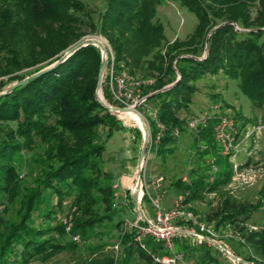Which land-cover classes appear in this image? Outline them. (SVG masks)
<instances>
[{"label": "trees", "instance_id": "obj_1", "mask_svg": "<svg viewBox=\"0 0 264 264\" xmlns=\"http://www.w3.org/2000/svg\"><path fill=\"white\" fill-rule=\"evenodd\" d=\"M179 1L196 22L185 38L168 40L156 18L163 0H101L100 7L90 12L84 0H0V77H5L0 80V92L49 68L0 95V124L6 126L0 128V215L14 209L11 216L0 218V264H28L75 247L72 238L61 239L69 232L64 217L59 221L70 196L74 207L70 233L81 241L99 233L97 227L112 223L117 214L113 175L100 164L104 144L97 129L104 127L109 137L123 126L95 92L102 53L98 46L86 44L60 60L88 31L107 41L116 68L123 66L135 76L152 80L144 96L179 75L173 86L145 99L154 101L157 119L165 126L152 148L155 154L170 151L167 144L176 139L173 129L184 123L178 112L192 102L197 82L207 75L223 73L238 80L253 107L264 105V0ZM109 65L108 59L105 70ZM101 87L105 100L118 106L104 77ZM150 126L153 135L154 123ZM212 126L208 121L198 128L199 143L204 146L200 156H209L217 171L211 181L198 176L189 182L181 178L172 182L186 193L184 202L199 197L205 188L226 186L234 172L228 155L219 152ZM26 163L27 181L20 177ZM52 195L56 196L53 204ZM141 200L149 201L145 196ZM260 205L259 200H240L224 192L203 217L214 223L215 231L228 226L238 234L249 249L243 259L254 264H264V224L253 229L247 221ZM175 224L193 229L183 219ZM122 237V264H171L155 260L165 253L160 243L149 237L160 245L152 248L145 238L142 247L135 240L134 226ZM203 245L207 243L194 246ZM104 264H114V259L107 258Z\"/></svg>", "mask_w": 264, "mask_h": 264}, {"label": "rangeland", "instance_id": "obj_2", "mask_svg": "<svg viewBox=\"0 0 264 264\" xmlns=\"http://www.w3.org/2000/svg\"><path fill=\"white\" fill-rule=\"evenodd\" d=\"M84 1L87 3L89 12L90 8H99L101 5V0ZM251 10L254 11L255 8L252 6ZM156 18L162 23L168 40L185 38L192 31L196 22L195 16L182 6L179 0H163V3L157 7ZM88 38H95L103 42L108 52L107 61L108 59L110 60L109 53L111 51L107 41L103 37L89 31L80 40ZM106 56L104 55V57ZM103 77L106 78V70H104ZM1 78L5 77H0V80ZM139 78L146 81L149 77H140L139 75ZM150 84L144 82L141 85L142 94L149 89ZM197 84L198 91L193 96L195 99L194 104L191 102L186 108L180 109L178 112V116L184 123L180 128L177 127L179 132L175 141L167 144L170 151L155 154L152 149L149 153H146L141 167V189L137 188V193L141 195V199L143 196L147 197L146 192L152 193V185L150 183L157 176L163 175L164 180L161 188L166 191V195L173 194L174 197L184 199L186 193L174 186L172 182L179 178L183 182H189L198 176H204L207 179L212 175L214 176L209 166L211 158L209 156H200L202 153L200 150L204 146L199 143L202 140L198 133L199 129H191L189 122L192 118L203 116L205 113L208 114L206 124L208 121H211V123L216 122L221 115H228L236 121L237 126L236 140L234 148L228 154V162L233 169H239L238 166L244 164L250 158L249 163L240 169L251 168L256 170L258 174L254 183L243 185L241 188L236 189L233 192V196L250 202L260 201V207L252 212L250 219L247 221V225L251 228L260 227L264 224V191H261L264 185V105L261 108L253 107L249 99L240 91L238 80L230 79L223 73L207 75L198 81ZM101 88L99 97L108 103L102 94ZM147 104L153 106L154 101L150 100ZM138 110L145 116L142 106H139ZM114 113L123 127L114 129L109 137H107V130L104 127L97 129L100 135L99 139L104 144L101 154V168L113 175L112 187L115 184L117 185L114 188V208L117 210V214L114 215V221L112 223L107 222L102 227H97L99 233H95L94 236L87 240L81 241L79 239V241H76L75 247L56 252L44 259H33L28 264H104L105 260L110 257L114 259V264H122L124 255L122 234L130 230L139 217L135 210L132 194L136 188V172L143 145V134L138 127L139 123L137 120H140L138 117L134 119L122 113ZM0 126V128H6L5 124H0ZM23 153L26 157L27 149ZM29 172V166L26 163L20 177L27 181ZM127 185L129 186L127 187ZM224 192H228L224 185H220L210 191L205 188L199 197L185 202L203 219L205 213L218 204ZM72 198L70 196L65 200L59 221L72 212L74 208L72 206ZM141 199L143 212L146 211L148 215L153 217L152 205H150L149 201H142ZM55 201L56 196L52 195L51 204L55 203ZM13 211L14 209H10L8 212L1 214L0 218L11 216ZM115 222L118 223L115 224ZM211 223L214 224L213 222ZM0 230H2L1 226ZM216 233L218 234L217 240L233 254L237 252L239 255H235L241 258L248 255V247L243 244L239 235L230 230L228 226L218 228ZM73 235L75 234L65 233L61 239L71 240ZM146 238L148 246L157 248L160 245L149 237ZM174 238L172 241L174 248L182 249L185 257L192 261L206 264L228 263L227 257L217 245L196 247L189 236L176 235Z\"/></svg>", "mask_w": 264, "mask_h": 264}, {"label": "built area", "instance_id": "obj_3", "mask_svg": "<svg viewBox=\"0 0 264 264\" xmlns=\"http://www.w3.org/2000/svg\"><path fill=\"white\" fill-rule=\"evenodd\" d=\"M110 65L106 69V81L108 85V91L112 99L118 104V106L125 108L127 111H135L140 114L145 125L149 131V145L147 153L156 147L161 137L164 135L165 126L157 119V108L155 106H149L145 102V96L141 92V85L146 83H152V80L148 79L144 81L131 74L125 67L121 66L116 68L114 66V59L110 52ZM142 106L145 116L141 114L138 107ZM208 114L203 116L194 117L190 120L189 126L191 129H198L200 126H205L207 122ZM151 122L154 123V132L151 134ZM214 140L217 143L219 152L222 155H228L234 148L237 126L236 121L228 115H221L212 126ZM178 128L173 129V134L177 135ZM210 161L211 172L217 171V166L212 159ZM258 177L257 171L251 168L234 169L230 181L226 184L225 188L229 193L241 188L243 185H250L255 182ZM160 178L154 179L150 184L153 187V193L146 192L147 197L153 207V217L147 218L148 222H140V217L134 222L135 227V240L145 247L143 240L146 237L152 238L154 241L162 245V255L155 256V260L163 263H181V264H206L196 263L190 259L185 258L183 251L176 250L173 246V238L180 233H186L193 239L194 245L202 244L206 242L207 245H215L214 240H217L218 234L213 229L212 224L205 222L199 217L181 197H175L172 200V204L168 209H164L161 205V200L164 194V190L161 188ZM209 181L213 179V175L210 176ZM117 185H113L115 188ZM141 194V193H140ZM144 194V192H142ZM72 214H68L63 218V224L65 230L70 232L72 227ZM177 219H183L189 222L193 229L186 230L175 224ZM255 229V227H252ZM208 238H211L208 239ZM74 241H79V236L73 235ZM225 247V246H224ZM220 248V247H219ZM226 251L220 250L227 257V264H241L239 261L233 259L230 254H233L229 249L225 247ZM235 255V254H233ZM237 256V255H236Z\"/></svg>", "mask_w": 264, "mask_h": 264}, {"label": "water", "instance_id": "obj_4", "mask_svg": "<svg viewBox=\"0 0 264 264\" xmlns=\"http://www.w3.org/2000/svg\"><path fill=\"white\" fill-rule=\"evenodd\" d=\"M207 42H208V37L205 40V44H207ZM86 44H94V45L98 46L100 51H101V53H102V59H101V63H100V67H99V71H98V75H97V84H96V89H95V92H96V95H97V98H98L99 102L111 112H117V113L127 112V110L125 108L109 105L108 103H106L104 100H102L99 97V91H100V88H101L102 77H103V73H104L106 62H107V58H108L107 48L105 47L103 42H101L100 40L95 39V38H88V39L80 40L77 43H75L72 46H70L66 50V52L63 54V56L60 58V60H62L63 58L67 57L68 55H70L73 51H75L80 46H83V45H86ZM104 55L105 56L107 55V56L104 57ZM57 62H55L53 65H55ZM47 69H49V68L37 71L34 74H32V75H30L28 77H25V78L15 82L11 86H9L6 90L0 92V95L12 91L13 89H15L16 87L22 85L23 83L27 82L28 80L40 75L41 73H43ZM179 78H180L179 75H177V78H176V80L174 82H172L171 84H169V85H167V86H165V87H163V88H161L159 90L151 92L147 96L152 95V94H154L156 92H159V91H163V90L173 86L175 83H177ZM147 96H145L144 98L146 99ZM138 127L141 129L142 134H143V145H142V149H141V152H140V161H139V165H138L137 172H136V188H135V192L132 194V199H133V203L135 205V210L138 213V216L140 217V219L142 221H144V222H148V220H147V218H146V216H145V214L143 212V209L141 207V202H140L141 195H138V193H137L138 189L137 188L141 189V182H140L141 181L140 180L141 179V167H142V162H143V160L145 158V155L147 153V150H148L149 131H148V128L145 125L143 120H142V125H138ZM208 239L211 240V238H208ZM213 242H214L215 245L220 247L222 250L226 251L224 245L221 244L219 241L214 240ZM230 256L233 259L239 261L241 264H254L253 262L247 261V260H245V259H243V258H241L239 256H236V255H233V254H230Z\"/></svg>", "mask_w": 264, "mask_h": 264}, {"label": "crops", "instance_id": "obj_5", "mask_svg": "<svg viewBox=\"0 0 264 264\" xmlns=\"http://www.w3.org/2000/svg\"><path fill=\"white\" fill-rule=\"evenodd\" d=\"M194 102H195V99L193 98V100H192V104H194ZM161 177V179H160V182H161V186H162V182H163V180H164V176L163 175H159V176H157V178H160ZM129 185H127V187H128ZM152 193H153V187H152ZM175 197L173 196V194H169V195H166V191H164V194H163V197H162V200H161V205H162V207L166 210V209H168L170 206H171V204H172V200L174 199ZM149 203H150V201H149ZM150 205H151V203H150ZM153 209V208H152ZM153 211V210H152ZM145 212V214H146V217H148V218H151L152 216L151 215H148V213L146 212V211H144ZM154 213V212H153ZM180 235H186V236H189L190 238H192L190 235H188V234H186V233H184V234H180ZM192 241H193V239H192Z\"/></svg>", "mask_w": 264, "mask_h": 264}, {"label": "bare ground", "instance_id": "obj_6", "mask_svg": "<svg viewBox=\"0 0 264 264\" xmlns=\"http://www.w3.org/2000/svg\"><path fill=\"white\" fill-rule=\"evenodd\" d=\"M122 114H125L126 116H129V117H132V118H134L135 119V117L137 118H139L140 120L138 121L137 119V122L139 123V125H142V117L140 116V114L139 113H137V112H135V111H127V112H123Z\"/></svg>", "mask_w": 264, "mask_h": 264}]
</instances>
